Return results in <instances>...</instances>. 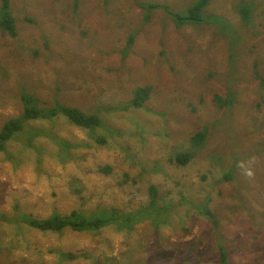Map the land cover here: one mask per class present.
Masks as SVG:
<instances>
[{
    "label": "rangeland",
    "instance_id": "374dc122",
    "mask_svg": "<svg viewBox=\"0 0 264 264\" xmlns=\"http://www.w3.org/2000/svg\"><path fill=\"white\" fill-rule=\"evenodd\" d=\"M197 1L10 0L18 36L0 30V129L26 93L104 125L32 121L0 153V264H219L221 248L229 264H264V0H213L203 23L178 27L168 12L186 17ZM145 85L150 100L125 110ZM204 126L209 141L194 149ZM49 133L80 145L72 160ZM180 152L193 153L187 166L171 162ZM151 185L167 212L133 232H43L14 218L135 212Z\"/></svg>",
    "mask_w": 264,
    "mask_h": 264
},
{
    "label": "trees",
    "instance_id": "16d2710c",
    "mask_svg": "<svg viewBox=\"0 0 264 264\" xmlns=\"http://www.w3.org/2000/svg\"><path fill=\"white\" fill-rule=\"evenodd\" d=\"M212 1L213 0H198L189 8L188 15L186 17H182L173 12H168V14L178 27L186 24H201L205 21L204 12ZM1 3L0 30L9 36L16 38L18 36V30L16 20L11 11V2L10 0H1ZM140 6L148 12L161 8L160 5L146 6L142 4ZM241 7H247L248 10H250L248 4L246 3L242 4ZM248 10H241L242 18L246 24L251 22ZM145 20L148 22L151 20V17L146 16ZM132 45L133 37L129 39L128 48H131ZM128 51H130V49ZM261 84L264 90V77L262 78ZM152 90V87L149 85L138 87L135 91L134 98L124 107V109L143 108L150 100ZM21 101L24 104L21 116L8 120L0 129V153H7L10 142H12L18 134L22 133L28 123L32 121H53L62 115L66 117L70 123L83 130L93 129L104 125L98 115L88 114L76 107H70L60 103H56L54 106L47 108L41 107L40 104H38V100L27 93L22 94ZM217 102L224 106L233 104L234 94H230L227 99L217 97ZM49 135L61 148V153L59 155L61 162L65 163L66 161L72 160L70 148L79 147L80 145L69 144V142L58 137L54 133H49ZM208 141L209 129L207 126H204L202 129L195 132L190 138L191 146L194 149L204 148ZM98 142L104 144L106 141L105 139L100 138L98 139ZM25 147L32 148V146L29 145V142L25 145ZM170 160L172 163L175 162L177 165L179 164V166L184 167L193 160V153L180 152L171 157ZM110 170V168H102L101 171L104 173H110ZM80 184L81 181L74 177L73 185L80 187ZM74 191H76V189H74ZM159 200H161V196L159 194L158 187L151 185L149 188L148 204L135 212L120 213L116 209H113L111 211H106L105 213L96 212L92 215H86L81 210H74L69 215L63 216L58 213H54L52 216L45 219L36 218L31 214L19 212L18 215L17 213L15 214L14 218L24 222L31 228L43 232L59 233L66 229L77 232L99 231L109 225H115L119 230H128L129 232H133L139 221L144 220L157 212H167L165 207H160ZM0 219L9 221L6 216H2ZM65 256L69 259H75L72 254H66ZM219 264H229L228 254L224 248H221L220 250Z\"/></svg>",
    "mask_w": 264,
    "mask_h": 264
},
{
    "label": "bare ground",
    "instance_id": "6f19581e",
    "mask_svg": "<svg viewBox=\"0 0 264 264\" xmlns=\"http://www.w3.org/2000/svg\"><path fill=\"white\" fill-rule=\"evenodd\" d=\"M255 19V18H254ZM255 26H257V25H255ZM254 28H256V27H254ZM168 54V53H167ZM168 56V55H167ZM182 56V55H181ZM166 57V56H165ZM167 58V57H166ZM170 60H171V58H169ZM189 60V59H188ZM174 62V61H173ZM175 64V63H174ZM178 64V63H177ZM177 68V67H176ZM176 70V69H175ZM177 71H178V69H177ZM185 71V70H184ZM179 72V71H178ZM199 122V121H198ZM76 124V123H75ZM196 124V123H195ZM79 126V125H78ZM150 146H152V145H150ZM239 146V145H238ZM237 149H239V148H237ZM200 151V150H199ZM229 153H232V152H229ZM232 155V154H231ZM227 156V155H226ZM226 160H227V158H226ZM209 161V160H208ZM230 164V163H229ZM179 165V164H178ZM219 165V164H218ZM217 165V166H218ZM214 166H216V165H214ZM181 167V166H180ZM183 167V166H182ZM220 169H222V168H220ZM224 169V168H223ZM219 171V170H218ZM220 172V171H219ZM213 223V222H212ZM213 225V224H212Z\"/></svg>",
    "mask_w": 264,
    "mask_h": 264
}]
</instances>
